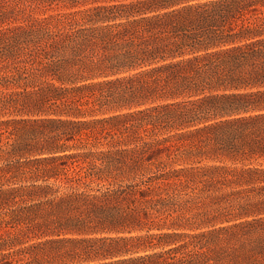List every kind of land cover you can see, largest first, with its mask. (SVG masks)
<instances>
[{
	"label": "trees",
	"instance_id": "obj_1",
	"mask_svg": "<svg viewBox=\"0 0 264 264\" xmlns=\"http://www.w3.org/2000/svg\"><path fill=\"white\" fill-rule=\"evenodd\" d=\"M0 264H264V0H0Z\"/></svg>",
	"mask_w": 264,
	"mask_h": 264
}]
</instances>
